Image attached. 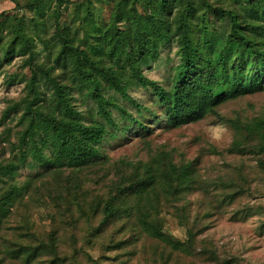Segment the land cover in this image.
Segmentation results:
<instances>
[{"label": "trees", "instance_id": "obj_1", "mask_svg": "<svg viewBox=\"0 0 264 264\" xmlns=\"http://www.w3.org/2000/svg\"><path fill=\"white\" fill-rule=\"evenodd\" d=\"M13 1L23 14L0 12V67L17 55L27 56L24 62L31 74L27 86L34 100L21 116L25 126L19 135L18 156L0 162V264L7 260L12 264H100L88 249L96 248L92 238L101 237L113 224L135 237L129 235L112 245L99 242L103 250L135 245L144 236L155 242V250L161 246L168 250L169 257L178 253L215 264H239L236 256H227L210 240L198 239L186 200L199 183L197 170L191 161L175 163L165 152L147 163L119 160L115 164L117 179L108 194L88 204L87 221L93 223L98 216V223L91 225L82 245L69 232L65 247L58 227L41 235L29 220L12 227L14 238L5 236V230L30 185V181L19 185L15 179L27 157H31L30 165L38 161L55 167L58 175L63 168L82 172L104 157L98 145L108 133L107 125H116L112 108L138 121L105 89L118 93L140 112L143 105L128 89L132 85L149 88L174 127L197 122L207 114L218 115V107L228 100L264 89V0H110L103 23L95 19L92 0H84L75 6L79 23L74 26L63 19L66 0H56L54 8V0ZM49 20L59 43L55 63L60 64L62 81L52 76L54 67L45 69L35 61L37 39L47 44L42 33ZM169 41H176L180 62L167 89L147 77L143 66L157 60L160 45ZM38 70L54 92L48 105L34 107L39 96ZM74 88L95 101V113L102 120L85 122L72 102ZM227 121L235 131L230 149L256 155L264 173V114ZM223 184L227 191L222 200L229 204L248 180L238 170ZM59 196L64 204L79 207L82 203L69 191ZM166 208L172 209L184 228L183 237L167 228Z\"/></svg>", "mask_w": 264, "mask_h": 264}, {"label": "rangeland", "instance_id": "obj_2", "mask_svg": "<svg viewBox=\"0 0 264 264\" xmlns=\"http://www.w3.org/2000/svg\"><path fill=\"white\" fill-rule=\"evenodd\" d=\"M82 1L84 0H66L62 5L63 19L71 26L79 23L76 22L78 10L75 6ZM109 2L110 0H92L91 10L97 22H104V12L108 10ZM52 6H56V0ZM2 11L17 16L23 14V10L13 0H0V12ZM44 18L49 17L46 15ZM50 22L51 20L45 24L46 33H42L47 44L39 39L36 41L35 49L38 54L35 61L45 69L54 67L52 76H57L62 81L60 64L55 63L59 43L53 36ZM193 34H196V28H193ZM26 57L17 55L0 67V162L4 163L15 154L18 156L19 135L25 126L21 122V116L28 103L34 100L27 86V79L31 74L24 62ZM179 62L176 41L164 42L160 45L159 58L144 65L143 72L169 89ZM38 74L39 96L34 107L48 105L54 92L47 77L39 70ZM104 91L107 95L114 96L117 103L138 121L125 118L120 110L112 108L116 125H107L108 133L98 145L104 157L82 172L63 168L62 174L58 175L53 170L55 167L47 164L32 161L33 165H30L31 157H27L25 164L17 170L15 179L19 185L28 181L30 185L24 194V200L17 205L15 215L8 223L5 236L14 238L12 227L29 220L34 230L41 235L58 227L65 247L68 246L66 237L69 232H74L79 237L80 245L84 244L85 234L91 225L98 223V216L93 223L87 221L88 204L108 194L112 181L117 179L115 164L119 160L147 163L157 153L165 152L175 163L191 161L197 170L199 183L187 194L186 200L189 221L191 224L195 223L198 239L210 240L227 256H236L239 264H264V173L258 168L256 155L230 149L235 131L227 121L245 120L264 114V89L228 100L218 107V115L207 114L197 122L180 127L168 124L163 106L149 88L132 85L128 89L129 94L143 105L140 112L113 90ZM71 93L72 102L86 123L92 119L102 120L95 113V101L86 96L84 91L74 88ZM47 151L49 150H45L46 153ZM238 170L244 174L248 184H245L240 195L226 204V200H222L227 191L223 183H228ZM67 191L82 202L79 207L61 201L62 196L59 195H64ZM164 215L167 228L183 237L184 228L172 214V209L166 208ZM110 227L101 237L92 238L96 248L88 249L94 258L99 259L100 264H215L178 253L169 257L168 250L161 245V248L155 250V242L144 236L135 245L103 250L99 247V242L112 245L121 238L133 235L120 231L117 224ZM16 233L18 238L24 239L20 232ZM132 246L138 248L137 252L134 253ZM7 264L12 263L7 260ZM82 264L87 263L82 261Z\"/></svg>", "mask_w": 264, "mask_h": 264}]
</instances>
